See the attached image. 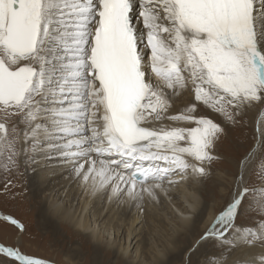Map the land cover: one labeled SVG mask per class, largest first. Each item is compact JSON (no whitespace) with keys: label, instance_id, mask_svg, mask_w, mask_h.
Masks as SVG:
<instances>
[{"label":"snow or ice","instance_id":"6c2138e0","mask_svg":"<svg viewBox=\"0 0 264 264\" xmlns=\"http://www.w3.org/2000/svg\"><path fill=\"white\" fill-rule=\"evenodd\" d=\"M252 111L264 115V0H0L5 176L47 148L86 191L159 204L207 179ZM233 185L188 264L245 248L261 251L231 264H264L262 121ZM0 227L24 230L11 214ZM0 264L50 262L0 239Z\"/></svg>","mask_w":264,"mask_h":264},{"label":"bare ground","instance_id":"6f19581e","mask_svg":"<svg viewBox=\"0 0 264 264\" xmlns=\"http://www.w3.org/2000/svg\"><path fill=\"white\" fill-rule=\"evenodd\" d=\"M256 113L257 111H252L247 117V119L253 122V127L255 130L258 120L264 122V115L253 118ZM34 158L37 160V162H31L28 164L33 171L30 170V174L28 172L27 182H29L31 189L33 190V194L35 195L33 207H35L37 210V217L40 220L39 222L41 223V226L49 230L53 239L55 237L62 236L60 235L61 233L59 228L62 229L63 226L61 225L59 227L58 225L59 223L65 222L67 226L72 227L73 231L76 232L73 234V237L75 236V238H78L82 236L83 243L81 245V249L82 247L83 249H86L88 253L86 254V259L91 258V262L94 260V263L97 264L98 260L102 258L103 255H105L106 251H103V249L98 246L99 243L97 245L94 244L92 239L95 240V238L98 237V235H96L97 232L92 229V223H88V220L85 219L84 211L81 213V215L80 213L78 214L76 208L73 210V205L75 203H83L86 200L97 201L102 199V197L106 198L107 201H114L115 199H109V196L106 192L92 193L86 191L84 187V189L82 188L83 190L81 192H79L78 188H73L74 190H71L72 188L68 189V186L70 185L69 183L72 180L77 179L72 174L70 167L64 164L63 161L59 160L57 155L51 153L47 148L38 150L34 154ZM195 183V181L189 180L182 185L180 184L181 188L173 187L166 196L161 197V202L159 204L145 203L143 208H141V206L135 202L125 200V208L120 210V205L117 208L116 204L118 201L115 200L114 204L108 202L103 207H99V210L98 208L96 209V212L98 210L99 214L98 218L102 217L101 220H109L111 221L112 225L117 224V221L114 223V220L117 216H114L113 212H121L120 214L123 217L122 221L126 222L125 224L127 227L126 232H128V238L131 237L132 239L131 242L130 240L127 242L128 244L126 242H124L122 245L120 244L118 264H137L134 261L136 259H130V252L133 250L136 251L137 255L140 257L145 255V258H148L151 261L150 264L188 263V249L190 244L209 227V225L212 223V218L218 214L217 209H221L219 205L216 207L212 206L213 208L209 209L207 204H202L200 202L201 200L194 191V187H196L194 186ZM61 191L66 192V196L69 198L70 207L63 206V203L61 204L59 201L61 199V195L59 196ZM221 193L225 194L224 196H226L225 189L221 190ZM42 194H45V196L49 195L48 197L46 196V199L44 198L45 201L43 198L41 199ZM53 194L54 196H58L57 198L59 199H54L52 196ZM206 196L208 195H205V197ZM47 202L50 205L47 204ZM96 204L98 205V203ZM85 206L88 205L86 204ZM164 207L170 210L171 214L175 213L178 219V224H174V230L172 233H170V230L168 229L169 222L167 221L165 214L161 212ZM105 208L107 209L105 210ZM191 212L195 213L194 218L190 216L189 213ZM140 213L142 215H140ZM144 219H147V221L150 222L149 225L152 226L151 229L157 232V235L152 234V232L149 233L153 235V246L149 249V251L147 242L148 237H141L144 228L148 224L139 227L140 223L143 222ZM197 222L203 223V228H197L195 225ZM189 231H191L192 234L188 233ZM20 237L22 238V234ZM62 249L63 251L66 250L64 245H62ZM206 249L212 250L210 245L206 246ZM204 250L205 249H202L201 251L203 252ZM260 251V248H245L243 250H238L230 258H228V264H231V261L236 258H252ZM77 254L78 253L76 252L73 253L74 256H78ZM114 255L115 253L111 249L107 251L106 256L108 259ZM198 258H200V254H197V256H192L193 261ZM88 262L90 263V261ZM110 263L111 262H108L107 264Z\"/></svg>","mask_w":264,"mask_h":264},{"label":"rangeland","instance_id":"374dc122","mask_svg":"<svg viewBox=\"0 0 264 264\" xmlns=\"http://www.w3.org/2000/svg\"><path fill=\"white\" fill-rule=\"evenodd\" d=\"M260 116L261 115L259 114V112H257L253 118ZM255 132L256 130L253 127V122H251V120L249 119H246L243 126L228 127V135L219 146V152L223 159L212 166L211 175L207 179L203 180L202 182H196L194 185L196 186L194 187V191L196 192L198 198L201 200L200 202L202 204H207L209 209H212L217 205L222 208L225 205L226 201L229 199L230 193L234 186L233 181L238 172V162L245 151L254 144L256 140ZM31 162L36 163L37 160L33 158ZM28 164L26 166H22L19 172L11 176H5L4 174L0 173V215L11 214L24 226V230L22 232L15 227H0V239H4L7 243L19 244L23 251L38 257H42L48 260L50 264H95L94 260L93 262H91V258L86 259V254H88L86 249H83V247L81 249V245L83 243L82 236L78 238H75V236L73 237V234L76 232L73 231L72 227L67 226L65 222L59 223L58 225L59 227L61 225L63 226L62 229L59 228V231L61 233L60 235L62 236H58L53 239L52 234L49 232V230L41 226V223L39 222L40 220L37 217V210L35 207H33L35 195L33 194V190L31 189L29 182H27L28 172L30 174L31 171H33ZM9 179L12 181V186L5 188L4 185ZM69 184L70 185L68 186V189L72 188L71 190H74L73 188H78L79 192L84 189L83 186H81L82 184L78 180H72ZM180 184L182 185L184 183ZM180 184L175 187L181 188ZM223 189L226 190V196H224L225 194L221 193V190ZM60 195L62 200L60 199L59 201L61 202V204L63 203V206L70 207L69 198L68 196H66V192L61 191L59 196ZM205 195L208 196L205 197ZM46 196L45 194H42L41 199H46ZM52 196L54 197V199H59L57 198L58 196H54V194ZM108 202L114 204L115 200L107 201L106 198L102 197V199L97 201L86 200L83 203L81 202V205L77 203L73 205V210H75L76 208L78 214L80 213L81 215V213H83L84 211L85 219L88 220V223H92V229L97 232L96 235H98V239L95 238V240L97 241L92 239L94 241V244L97 245L99 243L98 246L102 248L103 251H106L105 255H103V257L98 260L97 264H107L108 262H111L110 264H118L120 244L122 245L124 242L127 243L129 240L131 242L132 239L131 237L128 238V232H126V222L122 221L123 217L120 214L121 212H113L114 216H117L114 220V223L117 221L116 225H112L111 221L109 220H101L102 217L98 218L99 207H103ZM85 203L88 206H85ZM96 203H98V205ZM47 204L49 203L47 202ZM124 204H126L125 200L118 201L116 207L118 208L120 205V210H122L125 208ZM97 208L98 210L96 212ZM106 209L107 208H105V210ZM217 210L219 212L220 209ZM161 212L165 214L167 221L169 222L168 229L170 230V233H172L174 230V224H178L176 214H171L170 210L165 207L161 210ZM189 214L192 218H194V212H191ZM140 215L142 214L140 213ZM149 224L150 222L147 221V219H144V221L139 225V227L147 225L144 228L141 237H148V251L153 246L152 234L157 235V232L153 231L151 229L152 226H150ZM195 225L199 229L203 228L204 226L203 223L199 222H197ZM150 232H152V234H149ZM188 233L192 234L191 231H189ZM21 234L22 238L20 237ZM62 245L65 246L66 250L63 251ZM110 249L115 253V255L111 256L108 259L106 254ZM74 252L78 253V256H74ZM136 255V251L133 250L130 252V259H136L134 260L135 263L150 264L151 261L148 258H145V255H143L142 257ZM88 261H90V263ZM186 264L188 263L186 262Z\"/></svg>","mask_w":264,"mask_h":264}]
</instances>
